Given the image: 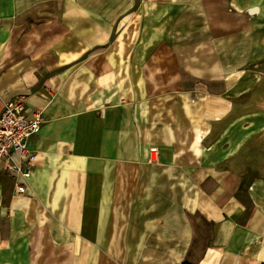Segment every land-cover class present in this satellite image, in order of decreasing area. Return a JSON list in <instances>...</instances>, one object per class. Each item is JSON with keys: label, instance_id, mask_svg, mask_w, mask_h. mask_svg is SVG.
<instances>
[{"label": "crops", "instance_id": "obj_1", "mask_svg": "<svg viewBox=\"0 0 264 264\" xmlns=\"http://www.w3.org/2000/svg\"><path fill=\"white\" fill-rule=\"evenodd\" d=\"M18 96L0 264H264V0H0Z\"/></svg>", "mask_w": 264, "mask_h": 264}, {"label": "built area", "instance_id": "obj_2", "mask_svg": "<svg viewBox=\"0 0 264 264\" xmlns=\"http://www.w3.org/2000/svg\"><path fill=\"white\" fill-rule=\"evenodd\" d=\"M43 122L42 110L33 108L28 113L24 96L8 99L3 104L0 113V164L19 193L26 191L38 160L37 152L28 146L29 140L40 131Z\"/></svg>", "mask_w": 264, "mask_h": 264}]
</instances>
